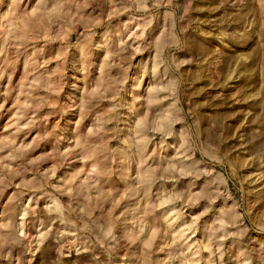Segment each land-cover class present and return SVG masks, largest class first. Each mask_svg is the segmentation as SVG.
Listing matches in <instances>:
<instances>
[{"label": "rangeland", "instance_id": "1", "mask_svg": "<svg viewBox=\"0 0 264 264\" xmlns=\"http://www.w3.org/2000/svg\"><path fill=\"white\" fill-rule=\"evenodd\" d=\"M0 264H264V0H0Z\"/></svg>", "mask_w": 264, "mask_h": 264}]
</instances>
